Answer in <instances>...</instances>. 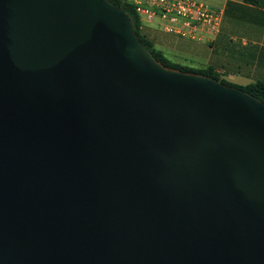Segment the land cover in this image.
Wrapping results in <instances>:
<instances>
[{
	"label": "water",
	"instance_id": "water-1",
	"mask_svg": "<svg viewBox=\"0 0 264 264\" xmlns=\"http://www.w3.org/2000/svg\"><path fill=\"white\" fill-rule=\"evenodd\" d=\"M0 264H264V105L106 0H0Z\"/></svg>",
	"mask_w": 264,
	"mask_h": 264
},
{
	"label": "crops",
	"instance_id": "crops-1",
	"mask_svg": "<svg viewBox=\"0 0 264 264\" xmlns=\"http://www.w3.org/2000/svg\"><path fill=\"white\" fill-rule=\"evenodd\" d=\"M204 1L220 12L217 30L203 31L201 39L181 37L194 40L187 46L167 40V47L180 51L186 65L209 67L227 81L245 84L264 80V6L245 0ZM161 23L158 28L163 33L178 36L162 30Z\"/></svg>",
	"mask_w": 264,
	"mask_h": 264
},
{
	"label": "built area",
	"instance_id": "built-area-1",
	"mask_svg": "<svg viewBox=\"0 0 264 264\" xmlns=\"http://www.w3.org/2000/svg\"><path fill=\"white\" fill-rule=\"evenodd\" d=\"M130 3L143 20L158 18L161 29L189 39H201L203 31H216L217 8L204 0H121Z\"/></svg>",
	"mask_w": 264,
	"mask_h": 264
},
{
	"label": "trees",
	"instance_id": "trees-1",
	"mask_svg": "<svg viewBox=\"0 0 264 264\" xmlns=\"http://www.w3.org/2000/svg\"><path fill=\"white\" fill-rule=\"evenodd\" d=\"M110 4L119 7L129 19L132 34L145 52L156 62L166 68L175 69L183 72H192L218 80L220 83L236 88L241 92L251 96L264 105V80H256L245 84H237L219 78L217 74L208 68H194L185 64H179L169 59L163 51L155 44L153 35L148 33L149 27L142 21L139 14L134 10L130 3L121 0H106ZM250 3L264 6V0H245ZM157 40V39H156Z\"/></svg>",
	"mask_w": 264,
	"mask_h": 264
},
{
	"label": "rangeland",
	"instance_id": "rangeland-1",
	"mask_svg": "<svg viewBox=\"0 0 264 264\" xmlns=\"http://www.w3.org/2000/svg\"><path fill=\"white\" fill-rule=\"evenodd\" d=\"M142 21L149 27L147 30L148 33L153 35V39L156 41L155 44L163 51V53L172 61L186 65L187 62H184L183 54L174 48L167 47L168 44H166V41L168 40L169 42L179 46H187L189 43L194 42V40L190 41L168 33H163L160 28H158L160 23L158 18H152L150 20L142 19ZM197 60L198 59H196V61Z\"/></svg>",
	"mask_w": 264,
	"mask_h": 264
}]
</instances>
